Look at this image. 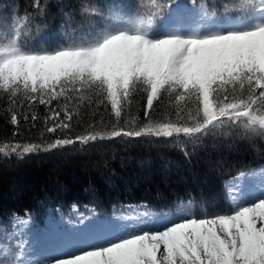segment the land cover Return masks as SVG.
I'll list each match as a JSON object with an SVG mask.
<instances>
[{
	"label": "snow or ice",
	"instance_id": "obj_1",
	"mask_svg": "<svg viewBox=\"0 0 264 264\" xmlns=\"http://www.w3.org/2000/svg\"><path fill=\"white\" fill-rule=\"evenodd\" d=\"M32 7L34 15H13L11 25L0 18V100L8 123L41 119L37 106L45 110L48 133L87 123L82 134L57 138L47 150L118 137L168 138V147L191 159L209 140L264 142V0H234L222 14L180 0H67L60 6L67 23L51 43L34 38L46 6L34 0ZM137 97L146 100L143 122L130 115ZM165 98L164 115L154 119ZM104 106L116 122L100 129L103 117H96ZM125 115L133 127L120 126ZM38 151L35 144L6 142L0 156ZM225 187L224 205L177 199L157 211L143 201L122 204L120 215L93 233L112 239L72 244L75 251L47 264H264V169L240 171ZM152 221L167 223L145 227ZM15 239V233L0 236V264H26L24 244Z\"/></svg>",
	"mask_w": 264,
	"mask_h": 264
},
{
	"label": "trees",
	"instance_id": "obj_2",
	"mask_svg": "<svg viewBox=\"0 0 264 264\" xmlns=\"http://www.w3.org/2000/svg\"><path fill=\"white\" fill-rule=\"evenodd\" d=\"M65 2L40 0L46 6V14L36 21L41 25V34L34 35L36 40L60 41L61 24L67 23L60 13ZM109 2L130 5L138 0ZM33 3L34 0H0V18L11 25L13 15L20 18L25 13L34 15ZM180 3L189 8L204 5L209 11L215 9L217 14H222L224 6L234 0H180ZM32 30L35 34V24ZM166 99L164 104L157 102L152 111L154 119L164 115ZM145 104V99L137 97L130 108V115L138 117L140 122L146 119ZM5 107L6 103L0 100V147L6 142L20 146L35 144L40 146V151L23 158L18 154L0 156V236L13 233L16 217L39 231L50 219L72 221L75 210L83 216L91 211L101 222L109 223L120 215V205L141 201L157 211L167 209L177 199H192L197 204L216 201L224 205L228 180L240 171L264 169V142L257 140L251 146L228 137L207 141L191 159L185 158L179 149L168 147L171 142L168 138L118 137L87 146L77 143L47 150V145L57 138L82 134L87 123L74 125L70 131L48 133L43 121L45 110L37 106L41 119L25 122L21 117L17 127L8 123ZM101 117L100 129L106 125L110 128L116 122L110 106L102 107L96 120L100 121ZM126 121L129 128L133 127L129 115L119 122L120 126ZM188 149L192 150L191 145ZM220 161L224 162L222 167H218Z\"/></svg>",
	"mask_w": 264,
	"mask_h": 264
},
{
	"label": "rangeland",
	"instance_id": "obj_3",
	"mask_svg": "<svg viewBox=\"0 0 264 264\" xmlns=\"http://www.w3.org/2000/svg\"><path fill=\"white\" fill-rule=\"evenodd\" d=\"M255 186L258 187V181ZM81 219H83V223H80ZM73 220V225L67 221L58 223L49 221L46 224L47 232L45 234L33 233L27 224L15 223L13 232L16 234L17 240L24 244V248L19 249L21 258L26 261V264H47L48 261L56 257L75 251L76 248L71 247L72 244L79 246L102 244L113 238L111 233H107L101 238L93 235L97 230L105 228L106 225L101 224L92 213L87 216H79L75 212ZM162 224L152 221L145 227L154 228L157 225L162 226Z\"/></svg>",
	"mask_w": 264,
	"mask_h": 264
}]
</instances>
